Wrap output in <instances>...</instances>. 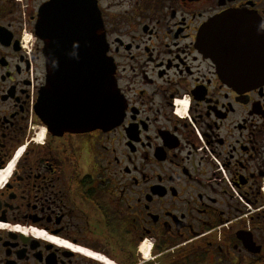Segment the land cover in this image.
I'll use <instances>...</instances> for the list:
<instances>
[{
  "label": "flooded vegetation",
  "instance_id": "obj_1",
  "mask_svg": "<svg viewBox=\"0 0 264 264\" xmlns=\"http://www.w3.org/2000/svg\"><path fill=\"white\" fill-rule=\"evenodd\" d=\"M95 2L122 110L58 132L36 26L64 2L0 0V264H264V84L198 39L234 12L249 49L264 0Z\"/></svg>",
  "mask_w": 264,
  "mask_h": 264
},
{
  "label": "water",
  "instance_id": "obj_2",
  "mask_svg": "<svg viewBox=\"0 0 264 264\" xmlns=\"http://www.w3.org/2000/svg\"><path fill=\"white\" fill-rule=\"evenodd\" d=\"M62 8L44 6L36 35L44 42L46 85L41 90L42 119L58 132L109 130L120 116L122 103L112 78L113 65L106 57L102 19L95 0ZM55 5L56 0H53ZM238 15L227 12L211 18L198 39L206 41L207 55L218 65L223 78L236 85L264 84V36L247 49L239 40ZM54 102L60 116L47 118Z\"/></svg>",
  "mask_w": 264,
  "mask_h": 264
},
{
  "label": "bare ground",
  "instance_id": "obj_3",
  "mask_svg": "<svg viewBox=\"0 0 264 264\" xmlns=\"http://www.w3.org/2000/svg\"><path fill=\"white\" fill-rule=\"evenodd\" d=\"M12 165V164H11ZM9 169V168H8ZM5 179V178H4ZM3 179V180H4ZM77 250V249H76ZM80 251V250H79ZM147 251V250H146ZM83 253H86V255H89V256H91V257H94V258H96L97 259V257H99V255H97V254H95V253H93V252H91V251H84ZM101 261V260H100ZM104 263H105V260H104Z\"/></svg>",
  "mask_w": 264,
  "mask_h": 264
}]
</instances>
